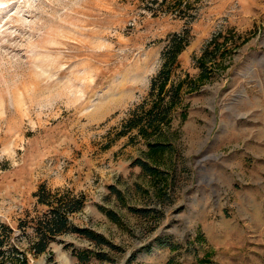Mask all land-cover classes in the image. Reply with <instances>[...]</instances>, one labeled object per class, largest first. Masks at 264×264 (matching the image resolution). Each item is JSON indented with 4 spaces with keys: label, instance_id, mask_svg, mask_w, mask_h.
<instances>
[{
    "label": "rangeland",
    "instance_id": "1",
    "mask_svg": "<svg viewBox=\"0 0 264 264\" xmlns=\"http://www.w3.org/2000/svg\"><path fill=\"white\" fill-rule=\"evenodd\" d=\"M188 2L189 24L139 0H0V224L42 215L45 184L85 195L73 224L118 248L65 234L31 264H264V0ZM186 28L172 84L188 76L200 88L185 87L165 132L173 153L148 160L165 172L155 179L132 165L145 142L117 133L149 106L167 39ZM212 40L229 53L200 82Z\"/></svg>",
    "mask_w": 264,
    "mask_h": 264
},
{
    "label": "trees",
    "instance_id": "2",
    "mask_svg": "<svg viewBox=\"0 0 264 264\" xmlns=\"http://www.w3.org/2000/svg\"><path fill=\"white\" fill-rule=\"evenodd\" d=\"M147 12L154 17L160 14H171L187 19L191 23L193 16H187L189 11L194 9L189 6L188 0H139ZM190 29L186 28L181 33H175L167 39V46L162 53V68L158 75L152 80L150 89V104L148 107L140 106L132 116L123 124L122 129L117 133L119 138H123L136 132L135 136L130 137L134 142L140 138L148 147L147 159H137L133 162L134 167H139L142 173L151 178H160L165 175L156 166L149 164L148 160L156 158L159 154L166 152L173 153L172 144L165 140V132L169 130L176 109L182 105V92L185 87L191 93L197 92L200 88L199 83L192 81L187 76L177 84H172V76L176 68L179 67V57L190 45ZM214 46L213 51L211 47ZM229 51H220L216 47V40H212L206 47L203 57L198 60L201 68L200 82L210 80L214 71L213 67L207 68L209 63L213 64L218 59L223 60ZM163 140V141H162ZM111 194L115 195L121 202L125 197L122 192L114 186L109 188ZM37 205L45 207L46 211L39 216H27L26 220H21L16 228L0 224V264H31L29 255L34 257L45 254L50 245L57 242L58 238L65 234H76L77 236L89 240L97 247H105L109 250L118 248L105 236L96 233L88 228L75 226L71 217L80 213L88 202L83 194H75L72 190L53 191L42 184L34 194ZM129 209L136 215L147 219L155 210ZM99 210L113 223L120 224V216L109 209L99 207ZM31 229L32 234L27 230ZM17 231L22 235L16 237ZM28 241V247H23V242ZM76 257L82 263L90 260V257L76 253ZM97 258L107 259L104 252L96 253ZM208 260V258L203 261ZM210 261V260H208ZM204 263V262H202ZM167 264H173L169 261Z\"/></svg>",
    "mask_w": 264,
    "mask_h": 264
}]
</instances>
